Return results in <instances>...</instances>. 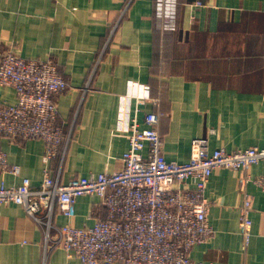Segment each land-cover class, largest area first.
<instances>
[{
	"label": "crops",
	"instance_id": "0c3cea01",
	"mask_svg": "<svg viewBox=\"0 0 264 264\" xmlns=\"http://www.w3.org/2000/svg\"><path fill=\"white\" fill-rule=\"evenodd\" d=\"M5 48L53 59L68 80L57 97L65 139L51 161L62 182L120 169L138 106L143 125L147 112L162 113L169 161L188 162L201 136L211 150L264 147V0H0V52ZM16 101L15 88L0 84V105ZM0 144L20 166L0 183L29 178L41 187L45 141L3 136ZM260 175L263 162L214 170L205 191L213 235L191 249L192 260L264 264V189L243 181ZM245 192L253 199L246 249ZM106 215L100 197L82 195L73 218L56 209L53 220L89 227ZM44 245L41 223L21 205L0 203V264H68L64 249Z\"/></svg>",
	"mask_w": 264,
	"mask_h": 264
},
{
	"label": "built area",
	"instance_id": "2783aa9c",
	"mask_svg": "<svg viewBox=\"0 0 264 264\" xmlns=\"http://www.w3.org/2000/svg\"><path fill=\"white\" fill-rule=\"evenodd\" d=\"M0 84L17 92L14 104L0 105V139L38 138L47 145L42 186L32 188L29 178L19 185L0 183V203L24 207L45 228V250L64 249L68 264L72 259L82 264H207L192 260L190 251L213 235L205 194L211 175L217 168L246 170L264 163V147L211 150L205 136L192 140L188 162L169 161L158 128L162 113L147 112L143 125L138 106L123 166L62 182L51 174V161L65 139L58 123L57 97L69 88L58 64L5 48L0 52ZM19 172L20 166L10 163L0 144V175ZM250 180L264 189V175L243 181ZM82 195L100 197L106 217L89 227L54 222L56 209L73 218ZM43 204L46 210L41 214ZM252 207V196L245 192L240 220L244 249L252 238Z\"/></svg>",
	"mask_w": 264,
	"mask_h": 264
}]
</instances>
